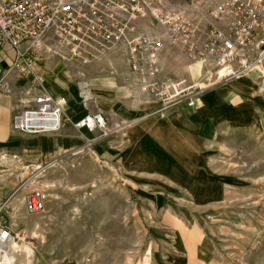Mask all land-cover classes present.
<instances>
[{"label":"rangeland","instance_id":"rangeland-1","mask_svg":"<svg viewBox=\"0 0 264 264\" xmlns=\"http://www.w3.org/2000/svg\"><path fill=\"white\" fill-rule=\"evenodd\" d=\"M240 91L235 109L220 116L255 127L221 126L196 173L169 177L177 184L141 178L132 192L85 154L39 164L44 213L28 214L21 203L8 212L20 249L11 251L14 264H264V123L251 91Z\"/></svg>","mask_w":264,"mask_h":264},{"label":"built area","instance_id":"built-area-1","mask_svg":"<svg viewBox=\"0 0 264 264\" xmlns=\"http://www.w3.org/2000/svg\"><path fill=\"white\" fill-rule=\"evenodd\" d=\"M154 18L172 46L201 66L197 82L176 74L160 79L158 58L163 43L140 36L128 42L132 73L143 91L161 104L156 112L195 109L201 96L226 83L256 73L264 81V0H0V47L20 50L28 66L42 59L83 65L104 59L116 45L127 41L137 23ZM64 99L38 95L13 117V129L26 135L54 134L61 130ZM94 133L75 154L121 133L127 125L108 126L101 113L76 124ZM46 170V169H45ZM45 170L43 172H45ZM39 168L23 182L28 214L44 213L48 193L42 188ZM0 201V264H10L11 246L18 235L9 220L12 198Z\"/></svg>","mask_w":264,"mask_h":264},{"label":"crops","instance_id":"crops-1","mask_svg":"<svg viewBox=\"0 0 264 264\" xmlns=\"http://www.w3.org/2000/svg\"><path fill=\"white\" fill-rule=\"evenodd\" d=\"M157 23L152 17L139 21L127 41L116 45L104 59L88 65L45 58L28 66V60L20 57L27 44L20 50L0 47V201L14 196L12 204L24 205L27 190L19 187L38 170L39 164L75 155L85 145V138L92 139L94 133L76 127L89 115L101 113L111 127L118 123L127 125L115 137L94 145L93 155L86 151L84 154L123 177L132 192L141 178L156 187L177 184L171 176L196 173L197 162L207 145L216 141L221 126L225 125L228 131L255 127L236 126L229 117L220 116L225 109H235L242 97L241 89L251 91L259 125L264 123V99L256 94V73L207 92L195 109L179 107L163 115L156 113L161 104L143 91L140 79L131 71L129 41L142 35L163 43L158 58L160 79L179 74L194 83L202 72L201 66L191 63L182 50L170 44ZM196 67L198 76L194 77L192 71ZM42 92L55 100H65L61 130L32 136L15 131V114ZM155 187L150 189L160 190Z\"/></svg>","mask_w":264,"mask_h":264},{"label":"bare ground","instance_id":"bare-ground-1","mask_svg":"<svg viewBox=\"0 0 264 264\" xmlns=\"http://www.w3.org/2000/svg\"><path fill=\"white\" fill-rule=\"evenodd\" d=\"M12 249H13V252H18V250H20L19 249V246L18 245H13V246H11V251H12ZM21 250H23L24 252H26V254L28 255V256H30L31 255V250L29 249V248H27L26 246H23V248L21 249ZM10 264H14V258L13 257H11L10 258Z\"/></svg>","mask_w":264,"mask_h":264}]
</instances>
